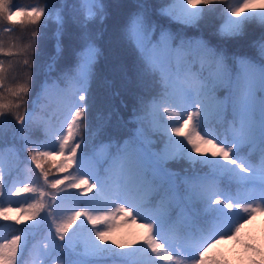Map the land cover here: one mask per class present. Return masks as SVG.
Returning <instances> with one entry per match:
<instances>
[{
  "label": "snow or ice",
  "instance_id": "6c2138e0",
  "mask_svg": "<svg viewBox=\"0 0 264 264\" xmlns=\"http://www.w3.org/2000/svg\"><path fill=\"white\" fill-rule=\"evenodd\" d=\"M107 8L104 0H78L70 8L64 4L55 11L48 0L28 6H20L16 0H0V31H14L2 22L14 25L16 15L26 17L36 26L25 51L36 50L40 28L55 20L56 56L46 65L50 71L57 57L63 54L62 38L69 16L77 26L76 65L71 74L60 78L69 87L61 89L56 80L51 84L45 80L36 100H31L32 111L21 114L20 109L31 99L29 91L36 78L33 63L25 58L27 79L15 90H9L13 97L10 103H0V137L10 131L13 136L24 133L27 125H36L28 129V135H22L18 152L46 146L41 143L42 130L44 140H50L53 135L58 138V151L53 146L51 150L29 153L35 167L40 169L44 184L57 190L47 205L48 210L45 211V203L36 201L37 194L45 196L43 186L29 187L25 183L15 193L9 188V195L25 194L18 201L21 207L16 211L26 213L24 222L35 221L47 227V242L38 250L43 264L54 253L62 258L63 264H86L73 259L78 254L76 244L81 231L86 234L83 240L90 253L112 251L105 243L107 229L101 230L97 225L121 214L134 221L136 217L144 221L143 245L147 247L142 246L141 251L146 256L145 264H160V261L225 264L222 258L210 255V249L229 238L230 233L235 239L242 227L239 221L245 219L241 213L251 218L256 211L264 210V11H247L264 9V2L165 0L160 5H151L147 0H138L120 26L119 35L133 50L138 80L150 81L153 95L150 100L141 97L142 115L137 118L140 126L134 135H129L122 144L118 140L114 152L102 147L99 153L89 155L83 134L87 123L88 83L102 54L100 44L105 35ZM206 13L219 14L222 23L216 35L222 40L243 38L248 24L257 20L261 34L248 42V52L228 56L210 41L186 39L168 31L153 18L159 15L185 27H198ZM4 80V69L0 66V86ZM50 88H56L64 96L66 105V114L54 130L34 116L35 105ZM12 118L19 128H10ZM246 146L259 147L258 184L255 166L244 155ZM56 155L63 157L56 165L57 171L67 174L49 181V173L41 161ZM185 160L191 167L182 169L183 175L169 170V162ZM72 172L77 176L73 177ZM2 183L0 180V187ZM69 189L96 191L81 201ZM97 195L103 196V203L95 199ZM78 206L88 210L77 211ZM10 210L0 207V217L22 223L19 217L5 214ZM65 213L71 214L57 222ZM81 217L93 227L87 228ZM111 244L117 245V241L111 240ZM249 248L254 250L251 245ZM26 250L27 229L10 239H0V264H22Z\"/></svg>",
  "mask_w": 264,
  "mask_h": 264
},
{
  "label": "trees",
  "instance_id": "16d2710c",
  "mask_svg": "<svg viewBox=\"0 0 264 264\" xmlns=\"http://www.w3.org/2000/svg\"><path fill=\"white\" fill-rule=\"evenodd\" d=\"M38 2H43V0H16L20 6L36 5ZM104 2L108 6V15L104 24L105 35L100 44L102 54L97 59L94 75L88 83L87 123L83 133L87 145L86 152L89 155L99 153L102 147L114 152L118 140L122 144L124 140L129 138V135H134L140 126L137 118L142 115L139 111L141 97L150 100L153 95L150 81L141 82L138 80L133 67L135 61L133 50L119 35L120 26L138 0H104ZM147 2L151 5H160L165 0H147ZM232 2L235 3V0ZM255 2L260 3L264 0H255ZM48 3L55 11L57 8H62L64 4L70 8L71 5L78 4V0H48ZM222 6L218 5L217 7ZM247 11L258 12L264 11V9H248ZM153 18L168 31L179 33L186 39L202 38L210 41L213 47L222 48L228 56L248 52V42L257 38L262 31L259 26L260 22L257 20L248 24L243 38L222 40L216 35L217 29L222 23L218 13H206L198 27H185L159 15H154ZM233 18L235 19V17ZM13 20L17 21L14 25L8 21L2 23L14 31H0V47L3 49L0 51V61H2L0 66L3 67L5 75V80L0 86V95L3 97L0 99V103H10L13 97L9 90H15L27 79V68L23 65V60L28 58L33 63L36 78L30 87L29 97L31 99L29 103L20 109L21 114H23L26 111H32L31 100H36L45 80L49 84L56 80L61 89L69 87V83L60 78L65 74H71L76 65L77 26L71 22L69 16L62 38L63 54L57 57L50 71L46 65L51 63L52 58L56 56L55 20L48 21L44 27L40 28L39 43L36 45L35 51L33 48H28L25 51V46L32 42L31 33L36 26L31 25L26 17L20 15L14 16ZM8 53H12V55H8ZM35 108L34 116L39 118L45 127L54 130L60 126V121L66 114L65 98L56 88H50L47 94L39 99ZM19 127L15 119L12 118L10 128L14 130ZM35 127L36 125L33 123L26 126L24 133H16L13 136L10 131L6 136L0 137V180L3 181L2 187H0V191L3 193L2 198H0V207L10 208L11 210L5 214L10 217H19L22 220V223L16 224L14 220L5 221L0 217V239H10L13 235L19 234L21 230L27 229V250L22 255V264H43L38 250L42 249L47 242L48 229L43 223L37 225L35 221H23L26 213L17 212L16 209L21 207V203L18 201H22L25 194L9 195V188H11L12 193H15L16 188L23 187L25 183L29 187L43 186L45 196L39 197L37 194L36 201L45 203V211L48 210L47 205L51 203L52 194L57 191L44 184L40 169L35 167L29 153L37 150H51L53 146L58 151V138L53 135L50 140L46 141L43 138L42 130L40 134L41 143L46 144V146L38 149L24 148L22 151H17L23 143L22 135H28V129ZM244 155L249 157L250 162L255 166L258 184L261 164L259 147L246 146ZM62 159L63 157L56 155L45 157L41 161L45 171L49 173V181L53 178L62 179L67 174L60 173L56 169V165ZM190 167V163L186 160L178 163L169 162V170L181 175H183L182 169L187 170ZM72 176L76 177L77 173L72 172ZM83 188L84 186L81 185V189ZM69 191L79 195L80 200L83 201L86 197H92L96 190L82 192L78 189H69ZM95 199L100 203L104 202L102 195H97ZM28 202L33 201L29 200ZM24 206L26 207V205ZM75 210L87 211L88 209L78 206ZM179 210L176 209L175 211L178 212ZM261 211H256L253 219L247 222L242 236L237 234L235 239L228 243L220 240L217 257L222 258L225 264H261V253H264V219H260ZM43 214L42 211L41 215ZM70 214H63L57 222L66 219ZM97 214L99 213H93V215ZM241 214L245 218L248 216L246 213ZM81 219L84 220L87 228L93 227L86 218L81 217ZM48 223L50 224L51 221ZM141 225L137 229L132 226L124 229L123 225L113 223L110 219L98 224L97 227L101 230L107 229L108 240L105 243L112 251L96 253H90L86 250L83 240L86 234L81 231L78 233L76 244L78 254L74 255L73 259L85 261L86 264H145L146 256L141 251V247H147L143 245L146 233ZM75 227L76 225H73V228ZM69 231L71 232L72 229ZM52 235L55 236L54 229ZM111 240H116L117 245L111 244ZM57 243L60 241L57 240ZM119 244H124L125 247L120 248L118 247ZM249 245L253 246L254 250H251ZM148 251L150 254V250ZM47 264H63L62 258L57 257L54 253L47 258ZM160 264H167V262L160 261Z\"/></svg>",
  "mask_w": 264,
  "mask_h": 264
},
{
  "label": "rangeland",
  "instance_id": "374dc122",
  "mask_svg": "<svg viewBox=\"0 0 264 264\" xmlns=\"http://www.w3.org/2000/svg\"><path fill=\"white\" fill-rule=\"evenodd\" d=\"M109 210H111V209H109ZM253 215L254 214L251 215V218H248V216H247L245 219L239 221V223L242 225V227L240 228V231H239L238 235L242 236L244 234V228H245L247 222H249V221H251L253 219V217H254ZM260 219H264V210L261 211ZM110 220L113 223H118V224L123 225L124 229L127 228V227H130V226H132V227L137 229L144 222L139 217H136L135 221H134L132 217H125V216H123V214H121L119 216H116L114 220H112V219H110ZM232 240H234V239L231 238V233H230L229 234V238L223 239V242L224 243H228V242H230ZM218 246H219V243L215 244V246L212 249H210V253L209 254L212 255V256L217 257V248H218Z\"/></svg>",
  "mask_w": 264,
  "mask_h": 264
}]
</instances>
